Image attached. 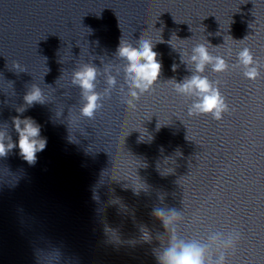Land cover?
I'll use <instances>...</instances> for the list:
<instances>
[{"label":"clouds","instance_id":"9594fccd","mask_svg":"<svg viewBox=\"0 0 264 264\" xmlns=\"http://www.w3.org/2000/svg\"><path fill=\"white\" fill-rule=\"evenodd\" d=\"M153 47L154 43L150 39L142 37L138 47L121 41L117 49V56L127 61L125 74L129 86V95L132 99L125 101V103L129 108H135L134 101L151 91L160 76L162 65L157 60L158 53L153 51ZM237 58V65L234 67H242L246 78L254 81L260 77L261 65L254 58L249 48L245 47L240 50L237 53ZM190 62L194 65V69H191L192 74L179 83L173 80L176 93L184 97L194 98L188 109L189 116L210 115L214 120L220 121L224 114L230 111L229 105L219 89L220 82L211 81L203 73L209 65L213 72H226L229 69V64L225 58L212 55L208 50V44L204 43L197 44L192 49ZM176 67L175 64L172 66L173 71L176 70ZM96 77V68L88 64L73 74L72 83L80 87L84 100L80 113L87 118H93L96 111L102 107L100 103L101 94L95 91ZM107 83L111 88L115 85V78L109 77ZM105 91L107 92L109 89ZM40 98L41 93L38 88H34L25 97L29 104L40 100ZM14 123L16 131L19 133L20 154L31 163L35 160L36 153L45 148L46 141L40 138V127L31 119H15ZM15 146L12 143L6 146L0 142V156L6 155ZM153 215L162 222L166 232L170 233L167 247L163 248L157 255L158 264H226L224 255L215 260L208 256L209 246L207 244H202L196 240L185 241L175 234L173 226L181 216V213L176 209L155 208ZM213 239L221 240L226 248H234L241 239V233L233 231L226 239L222 238V234L214 236Z\"/></svg>","mask_w":264,"mask_h":264},{"label":"water","instance_id":"95a60500","mask_svg":"<svg viewBox=\"0 0 264 264\" xmlns=\"http://www.w3.org/2000/svg\"><path fill=\"white\" fill-rule=\"evenodd\" d=\"M248 264H264V251H262L257 257H255L250 263Z\"/></svg>","mask_w":264,"mask_h":264}]
</instances>
